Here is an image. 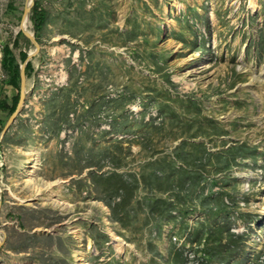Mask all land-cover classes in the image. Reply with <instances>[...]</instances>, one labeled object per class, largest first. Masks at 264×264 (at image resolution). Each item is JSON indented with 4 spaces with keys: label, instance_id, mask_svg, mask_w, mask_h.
<instances>
[{
    "label": "rangeland",
    "instance_id": "1",
    "mask_svg": "<svg viewBox=\"0 0 264 264\" xmlns=\"http://www.w3.org/2000/svg\"><path fill=\"white\" fill-rule=\"evenodd\" d=\"M28 2L0 0V98ZM39 3L0 264H264V0Z\"/></svg>",
    "mask_w": 264,
    "mask_h": 264
},
{
    "label": "trees",
    "instance_id": "2",
    "mask_svg": "<svg viewBox=\"0 0 264 264\" xmlns=\"http://www.w3.org/2000/svg\"><path fill=\"white\" fill-rule=\"evenodd\" d=\"M32 19L37 30H40L41 25L45 20V11L40 6L39 0L35 1L32 8ZM28 53L21 52V58L23 61L26 60ZM3 67L7 71L9 77L5 82L6 87H10L11 94H5L0 98V111H7L10 115L16 110L20 100V89H21V64L18 62L17 57L14 55L10 48V43L6 42L4 47ZM32 69V63L29 62L27 66L28 71ZM5 126V121L0 119V133Z\"/></svg>",
    "mask_w": 264,
    "mask_h": 264
},
{
    "label": "water",
    "instance_id": "3",
    "mask_svg": "<svg viewBox=\"0 0 264 264\" xmlns=\"http://www.w3.org/2000/svg\"><path fill=\"white\" fill-rule=\"evenodd\" d=\"M33 4H34V0H29V2L26 5V8H25L23 20L25 17H27V15L30 14ZM21 30L23 31V33L27 37H29L32 40V42L36 46V49L28 53L26 60L21 65L20 100H19V103L17 105L16 110L10 115L8 121L5 123L3 130L0 133V141L4 138L6 132L9 130L10 126L16 121L17 117L21 113V110L23 108L24 101L26 98V92H27V76H28L27 75V66H28L29 62L31 61V59L33 58V56L35 54H37L39 52V49H40V44L37 41L35 34L33 32H30L29 30H27V28L23 27V25H21ZM2 205H3V201H2L1 196H0V211L2 209ZM0 232H3V231L0 230ZM3 243H4V239L2 237H0V248H2Z\"/></svg>",
    "mask_w": 264,
    "mask_h": 264
},
{
    "label": "bare ground",
    "instance_id": "4",
    "mask_svg": "<svg viewBox=\"0 0 264 264\" xmlns=\"http://www.w3.org/2000/svg\"><path fill=\"white\" fill-rule=\"evenodd\" d=\"M29 21H30V16L27 15V17H25V20L22 23L23 27L27 28V30H29L28 29V25L30 23ZM29 31L31 32V30H29ZM31 180H35V179H31ZM51 185H52V183H46V187L49 189H50ZM39 191H40V189H39ZM118 245H119V248L122 250L123 249L122 244H118Z\"/></svg>",
    "mask_w": 264,
    "mask_h": 264
},
{
    "label": "flooded vegetation",
    "instance_id": "5",
    "mask_svg": "<svg viewBox=\"0 0 264 264\" xmlns=\"http://www.w3.org/2000/svg\"><path fill=\"white\" fill-rule=\"evenodd\" d=\"M9 77V76H8ZM7 80H8V78H7Z\"/></svg>",
    "mask_w": 264,
    "mask_h": 264
}]
</instances>
